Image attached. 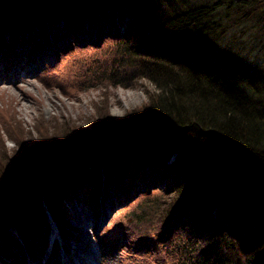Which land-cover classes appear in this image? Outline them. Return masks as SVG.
<instances>
[{"label": "trees", "instance_id": "1", "mask_svg": "<svg viewBox=\"0 0 264 264\" xmlns=\"http://www.w3.org/2000/svg\"><path fill=\"white\" fill-rule=\"evenodd\" d=\"M18 25L44 52L111 38L113 80L147 79L154 91L124 119L46 134L0 167V231L24 214L49 213L60 228L65 199L86 184L82 200L97 210L109 178L115 204L143 194L159 222L184 233L185 264H264V0H0V53ZM136 215L127 210L124 231Z\"/></svg>", "mask_w": 264, "mask_h": 264}, {"label": "rangeland", "instance_id": "2", "mask_svg": "<svg viewBox=\"0 0 264 264\" xmlns=\"http://www.w3.org/2000/svg\"><path fill=\"white\" fill-rule=\"evenodd\" d=\"M3 21L7 23L5 26L11 27L8 19ZM15 28L5 35L7 42L14 36L21 41L12 40L10 48L6 47L9 49L5 48L0 57L1 168L7 161H16L17 155H22L18 154L23 152L22 149L39 147L38 141L46 134H55L54 139L59 130V133L65 130L66 134L70 131L77 135L75 130L87 132L99 125L100 119L106 115L126 118L127 112L145 104L149 93L154 91V85L147 79H140L130 87L122 86L119 76L113 80L114 68L119 73L116 66L119 47L111 38H105L97 46L86 43L77 46V42L68 40L70 48L66 51L57 46L47 54L42 49L36 53L31 42H36L40 36L35 37L34 33L30 34L19 25ZM243 29L240 34L245 41L252 31ZM13 49H17L21 58L32 64L34 69L26 68V77L23 78L1 79L8 66L5 62L11 53L14 54ZM254 53L260 55L259 50L251 52L248 49L246 58L250 62H260L262 57L257 58ZM18 58L16 56V60ZM8 61L10 63L12 58ZM17 69L12 68L11 71L16 73ZM8 75L12 78L15 74ZM130 80L133 82L132 78ZM22 139L25 144H18ZM58 141L64 139L60 136ZM85 167L87 169L91 165L86 163ZM109 175L113 173L109 171ZM82 185L74 190V196L65 199V216L61 221L58 219L67 247L63 248L60 237L52 234L49 218L47 222L42 218L33 219L29 214L20 215L0 231V248L2 236L8 230L11 234L8 239L16 250L15 257L11 258L14 262L4 264H27V260L35 256L37 259L30 264H79L81 260L83 264H185L179 246L187 242V238L179 228L169 230L167 222H159L162 213L159 205L145 206L143 194L127 203L115 204L118 190H112L114 184L107 178L95 189L103 203H99L97 210L89 209L82 200L89 196V190L86 184ZM155 193L157 191L152 195ZM127 210L137 214L136 223H129L130 232L122 227ZM20 222L31 225L29 235L37 229L36 235L30 239L21 236L17 228ZM155 231L159 233L156 242L149 238ZM42 243L43 251L37 255Z\"/></svg>", "mask_w": 264, "mask_h": 264}, {"label": "bare ground", "instance_id": "3", "mask_svg": "<svg viewBox=\"0 0 264 264\" xmlns=\"http://www.w3.org/2000/svg\"><path fill=\"white\" fill-rule=\"evenodd\" d=\"M13 53L16 54L17 57H19L18 58V64H20V66L18 67V70L16 71L15 75L12 76V78H10L11 76L8 75L9 74L8 72H3L1 79L3 78L4 80H6V79L7 80H13V79H16V76H18V77L22 76L21 78H23V77H26V75H24L25 74L24 70L26 68L31 67V71L34 69V66L32 64L31 65L27 64L26 60L21 59V56L19 55V51H17V49H13ZM30 226L31 225L27 222L18 223L17 228L19 229L20 235L21 236L24 235V237H28L29 239L32 236H35L37 233V229L36 230L34 229L35 232L29 235ZM9 237H11V234L7 230L2 236L3 243H2L1 248H0V264L13 263L14 262L11 258L15 257L14 253L16 252V250L13 247V245H11V242L8 239ZM10 239L12 240V238H10ZM4 241H6V243ZM38 250L39 251H38L37 255L41 254L40 251H43V243L41 244V246L38 247ZM36 259H37L36 256L32 257L31 259H28L27 264L34 262ZM79 264H83V261L81 260L79 262Z\"/></svg>", "mask_w": 264, "mask_h": 264}]
</instances>
